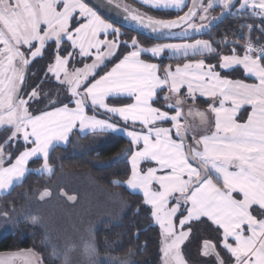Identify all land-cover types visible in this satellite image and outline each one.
<instances>
[{
  "label": "snow or ice",
  "instance_id": "1",
  "mask_svg": "<svg viewBox=\"0 0 264 264\" xmlns=\"http://www.w3.org/2000/svg\"><path fill=\"white\" fill-rule=\"evenodd\" d=\"M114 2L126 21L182 42L143 47L136 38L121 40L120 28L86 0H0V131L6 134L0 143V195H10L31 172L51 175V152L66 147L73 135L119 132L129 140L122 156L130 175L123 183L130 195H142L152 225L159 228L161 264H187L182 245L191 229L185 226L202 218L215 226L219 247L229 259L209 240L202 243V256L214 257L215 264H264V44L251 39L256 30L258 40L264 39V0H138L151 9L179 13L187 8L175 19H157L108 0ZM216 6L221 15L211 17ZM226 14L251 23L241 25L247 37L238 35L231 52L220 54L210 40L195 37ZM220 44L228 47L226 39ZM166 50L176 58L215 54L219 69H242L251 82L228 78L203 58L162 70L146 58H158ZM46 54L51 58L45 79H54L59 87L56 99L44 94L48 106L36 114L30 101L41 90H25L27 73ZM109 63L113 66L106 70ZM197 96L212 101L206 111L196 108ZM109 98L127 102L110 104ZM243 108L250 111L241 121ZM100 110L106 118L98 117ZM33 158L40 167L29 168ZM51 195L45 187L37 199ZM60 195L77 199L64 190ZM21 215L33 225L41 222L30 212ZM0 216L19 223L10 212ZM43 243L47 259L29 248L0 254V264H72L77 248L85 264H133L131 249L124 258L111 252L101 257L90 229L79 244L61 248L47 235Z\"/></svg>",
  "mask_w": 264,
  "mask_h": 264
},
{
  "label": "trees",
  "instance_id": "2",
  "mask_svg": "<svg viewBox=\"0 0 264 264\" xmlns=\"http://www.w3.org/2000/svg\"><path fill=\"white\" fill-rule=\"evenodd\" d=\"M121 1L122 3L127 4L125 1ZM186 10L187 8L181 13L157 12L155 15L164 19H173L176 18L178 14L182 15ZM220 12V9L213 10L214 16H218ZM246 22L251 23V21L231 15V17L226 19L223 23L214 25L215 27L210 39L213 40V44L217 46L219 49L217 51L220 54H229L231 52L230 43L228 44V47H223L220 44V41L222 40L214 31L220 26L227 24L224 27L223 32L228 39H236L238 35L247 37V29L241 28V25ZM113 25L120 28V31H122L123 35L121 40L130 43L132 38H136L140 41L141 46L143 47H150L158 42L137 35L132 30L115 24ZM258 36L259 30L254 31L251 34L252 41L256 44H264V39L258 40ZM240 44H244L243 39L237 43V48L239 49ZM240 54H242V52ZM50 58L51 56L46 54L43 58L34 61L35 68L37 66L40 67V69H37L33 73L36 82H41L40 79L45 75ZM201 58L206 59L211 63L218 60V57L215 56V54L213 56L195 57L192 58V60ZM113 59L115 60V58ZM147 59L149 62L156 63V61L152 59ZM177 62L181 63L182 61ZM112 66L113 64L109 63L106 70H110ZM222 74L230 78H243L242 74L236 70L233 71L230 76L228 74ZM52 98L56 99L53 95ZM199 101L202 100L199 99ZM122 102L127 101L126 99H111L108 101V103L115 105H119ZM45 106H48V99L46 100ZM89 114H92V112L89 111ZM71 141L72 142L66 147H58L51 152L50 163L53 167V172L50 176L37 175L34 172H31L23 181L22 186L15 187L10 195L5 194L0 196V213L10 212L11 215H14L16 212L22 211L26 204H31L36 201L38 203V208L35 210H29L28 212L41 217V222L37 225H33L22 216L19 219V223L14 224L7 234L0 238V253L13 251L15 249L32 248L37 252L43 253L45 259H47L48 251L45 250V245L43 243L45 235L50 238L52 243L63 248V244L60 243L58 239L59 233L56 232V230L53 231V221L51 219L50 221L46 219V207L44 208L42 205L46 202H39L37 197L39 192L45 187L51 191L52 181L59 173L84 172L91 174L102 188L106 190H117L126 202V208L119 224L109 225L102 223L98 227L91 229L100 256L104 257L106 253L111 252L112 255L124 258L131 249L134 253L131 257L133 264H161L159 230L152 225L149 210L143 205L141 196L130 195V193L121 185V183L127 179L130 172L128 159L122 156V153L128 148L129 142L121 136L109 134L87 135L83 138L73 135ZM13 151H15V149H13ZM38 167H40V163L34 162V160L29 163L30 169H36ZM114 181H117L120 184H116ZM13 206L15 208L14 211ZM0 218H2V216H0ZM150 225L152 226L150 227ZM202 230L201 240H193L196 245L192 241H189L183 248V254L187 264H193L195 262L194 259L197 261V258L199 257H201V260H206V258L202 257L199 252L203 241L208 240L206 230ZM56 264H60V262L57 261ZM73 264H85L84 257H81L80 262H74Z\"/></svg>",
  "mask_w": 264,
  "mask_h": 264
},
{
  "label": "rangeland",
  "instance_id": "3",
  "mask_svg": "<svg viewBox=\"0 0 264 264\" xmlns=\"http://www.w3.org/2000/svg\"><path fill=\"white\" fill-rule=\"evenodd\" d=\"M123 1H125L131 7L138 8L141 12H145L148 15H151L157 19H164L160 16L155 15V13L157 12L177 13V10L175 9L164 10V9L147 8L140 5L138 0H123ZM119 2L122 1L119 0ZM186 2L189 4L190 0H186ZM204 2L207 3V0H204ZM215 9H220V7L216 6ZM183 10L180 11L179 13L183 12ZM210 15L211 17H217L214 16L213 11H211ZM197 23H199V20H197ZM226 25L227 24L220 26L214 32L215 34L218 35V37L221 40L226 39L228 44L230 43V48H231V45L234 42L235 38L230 40L228 39L227 36L224 35L223 30ZM122 35L123 34L121 31V37ZM196 39L210 40L213 43V40H211L207 36H201ZM180 42L182 41H162V42H157L150 47H153L157 44L180 43ZM188 42H191V40ZM240 46L242 45L240 44ZM214 47L217 48V46L215 45ZM217 50L219 49L217 48ZM146 58L152 59L156 61L157 64H160L161 70L164 67H168V66H171L174 69L178 64L177 61H182L181 63H179L181 65L187 62H195V60H192V58L195 57L184 58L183 56H180L179 58H176L172 56L171 53L167 52V50L164 53H161L160 57L158 58L151 57V54H148ZM38 59L40 58H37L36 60ZM212 63L217 65V70L219 71L220 70L218 67L219 60H215ZM37 69H40V67L37 66L35 68L33 61V63L29 66V71L27 73V85L25 90L30 92L32 88L39 86V89L41 90L40 97L34 101H30L31 110L36 114H39V112L46 107L45 105H46L47 97L44 94L48 93L49 95L51 96L53 95L54 97H56V92L59 86L56 85V81L54 79L51 80L45 79V75L41 77L40 79L41 82L39 83L36 82L33 73ZM197 98L200 97L197 96ZM59 99L63 100L64 95L61 94ZM1 133L2 131H0V143H2L3 140L6 138V134L4 132L2 134ZM20 143L22 145L23 142L21 141ZM33 160H35V158H33ZM44 176H50V175H44ZM116 184H120V183H116ZM121 185L130 193V190L127 189V186L123 182L121 183ZM61 190H64L70 195L76 196L77 197L76 201L74 203L67 202L65 197L60 195ZM51 191H52V197L49 200H46V203L42 205L44 208L46 207V219L49 221L51 219L53 221V225H54L53 231L56 230V232L59 233L58 239L60 243L63 244L62 247H64L66 244H72V243L79 244L80 237L82 235H85L89 229L90 230L94 229V227H98L102 223L109 225L119 224L121 222L122 216L126 208V202L117 190H106L102 188L98 184L96 179L89 173L61 172L52 181ZM139 196L142 197V195ZM37 205L38 203L36 201H34V203L31 204H26V206L22 211L16 212L14 215L12 214L11 216L20 219L22 217L21 215L22 213L28 212L29 210L32 209L35 210L36 208H38ZM145 207L147 208V206ZM13 225L14 224L11 221L6 220L2 216V218H0V238H2L5 234H7V232L12 228ZM155 227L159 230L158 226ZM185 228L186 230L190 228L191 233L188 240H186L184 245H182V251L184 250L183 249L184 246L189 241L190 242L192 241L196 245V243L193 240L200 241L203 232L202 229H205L206 235L208 236V240H211L217 244L218 251H220L222 257L225 260L229 259L228 254L222 248L219 247V233L216 231L215 226L212 225L210 221H207L206 218H202L201 221H192L189 225H186ZM26 250L27 249H15L13 251L4 252L0 254L22 252ZM81 257H82L81 250L77 248L76 251L71 253L72 264L74 262L76 263L80 262ZM200 258L201 257L197 258V261L194 259L195 262L193 264H215L214 257H205L206 260H201Z\"/></svg>",
  "mask_w": 264,
  "mask_h": 264
},
{
  "label": "water",
  "instance_id": "4",
  "mask_svg": "<svg viewBox=\"0 0 264 264\" xmlns=\"http://www.w3.org/2000/svg\"><path fill=\"white\" fill-rule=\"evenodd\" d=\"M86 2L90 6H92L103 19L107 20L110 23L118 25L120 27H124L126 29L132 30L137 35H140V36H143L145 38H148V39H151V40H154V41H158V42H162V41H180V39L159 38L157 35H153L150 31H145L144 29L137 27L135 24H132L131 22L126 21L124 19V15L125 14H124L123 10L122 9H118L116 7V3L115 2L112 3V4H109L108 0H86ZM191 2H192V0H190L189 4H191ZM220 15H221V12L219 13V16ZM230 17H231L230 14H226L219 22H215L213 25L221 24L226 19H229ZM173 19H175V18H173ZM175 31H179V29H176ZM211 35H212L211 34V30H209V31H207V32H205L203 34L197 35L195 37V39L199 38L201 36H207V37L211 38ZM190 40L191 39H189V41ZM97 115L100 116V117H104V115L102 113H100V112H98ZM104 118H106V117H104ZM51 197H52V195L49 198H47L46 200H49ZM63 197H65V196H63ZM65 199L69 203H74L76 201V200L75 201H69L66 197H65ZM37 200L39 202H44V201H40L39 199H37ZM201 246H202V244H201ZM200 255H201V247H200ZM202 257H204V256H202Z\"/></svg>",
  "mask_w": 264,
  "mask_h": 264
},
{
  "label": "crops",
  "instance_id": "5",
  "mask_svg": "<svg viewBox=\"0 0 264 264\" xmlns=\"http://www.w3.org/2000/svg\"><path fill=\"white\" fill-rule=\"evenodd\" d=\"M243 54V53H242ZM241 54V55H242ZM219 60V59H218ZM153 63V62H152ZM220 72H221V74L222 73H224V74H228L229 76H230V74L233 72V71H235V70H233V71H225V70H219ZM236 71H239L241 74H242V77H243V79H245V81L246 82H251V80H249L248 78H246V77H244L243 76V70L242 69H238V70H236ZM223 75V74H222ZM228 77V76H227ZM228 78H230V77H228ZM231 79H239V78H231ZM111 99H116V98H109V100H111ZM121 99H126V98H121ZM199 99H201L202 101H199ZM108 100V101H109ZM107 101V102H108ZM212 101L210 100V99H206V98H204V97H200V98H197V102H196V108H198L199 110H201V111H206L207 110V107H208V104H210ZM248 111H250V109L249 108H243V109H241V112H240V114H239V119L241 120V121H244V120H246L247 119V113H248ZM100 113H102L103 114V110H100ZM89 115H91V114H89ZM99 118H104V117H100V116H98ZM117 120H119V118H116ZM119 123H120V125L121 126H123V122L122 121H119ZM104 134H109V135H115V136H121V137H123L127 142H129V140H128V138L124 135V134H122V133H119V132H117V133H111V132H108V133H101V134H95V135H104ZM88 135H93L92 133H89ZM60 147H64V146H60ZM5 195V194H4Z\"/></svg>",
  "mask_w": 264,
  "mask_h": 264
},
{
  "label": "flooded vegetation",
  "instance_id": "6",
  "mask_svg": "<svg viewBox=\"0 0 264 264\" xmlns=\"http://www.w3.org/2000/svg\"><path fill=\"white\" fill-rule=\"evenodd\" d=\"M214 27H215V26L213 25V27L211 28V34L213 33ZM44 202H46V200H45ZM44 202H43V203H44Z\"/></svg>",
  "mask_w": 264,
  "mask_h": 264
},
{
  "label": "built area",
  "instance_id": "7",
  "mask_svg": "<svg viewBox=\"0 0 264 264\" xmlns=\"http://www.w3.org/2000/svg\"><path fill=\"white\" fill-rule=\"evenodd\" d=\"M241 48H243V45L242 46H240Z\"/></svg>",
  "mask_w": 264,
  "mask_h": 264
}]
</instances>
